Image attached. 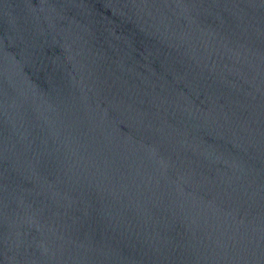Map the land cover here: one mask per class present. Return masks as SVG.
<instances>
[{
    "label": "water",
    "instance_id": "95a60500",
    "mask_svg": "<svg viewBox=\"0 0 264 264\" xmlns=\"http://www.w3.org/2000/svg\"><path fill=\"white\" fill-rule=\"evenodd\" d=\"M0 264H264V0H0Z\"/></svg>",
    "mask_w": 264,
    "mask_h": 264
}]
</instances>
